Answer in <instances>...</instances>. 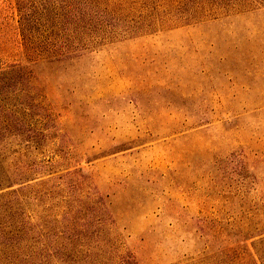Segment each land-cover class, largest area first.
<instances>
[{
  "label": "rangeland",
  "instance_id": "1",
  "mask_svg": "<svg viewBox=\"0 0 264 264\" xmlns=\"http://www.w3.org/2000/svg\"><path fill=\"white\" fill-rule=\"evenodd\" d=\"M45 10L115 38L31 65L29 116L1 104L0 170L41 167L49 213L0 209V264H264V0H0V71Z\"/></svg>",
  "mask_w": 264,
  "mask_h": 264
},
{
  "label": "trees",
  "instance_id": "2",
  "mask_svg": "<svg viewBox=\"0 0 264 264\" xmlns=\"http://www.w3.org/2000/svg\"><path fill=\"white\" fill-rule=\"evenodd\" d=\"M46 12L47 10L40 14L32 13L31 11L23 13L24 17L20 32L22 36L21 46L23 47L22 56L26 63L11 65L7 69L0 71V112L2 111L1 104L13 102L11 103L12 107L8 108L7 111H3L4 114L12 116L20 115V107L26 104V113L21 112L23 114L21 116H29L27 112L35 106L28 95L32 90L31 65L42 63L43 61L47 63L65 61L81 55L97 44H101L98 46H102V44L115 38L111 37L112 28L108 31L107 29L103 30L102 27L93 25L92 22L89 24L84 23L83 16L79 17V15L72 13H70L72 21L69 23L71 27L64 34V28L61 29L56 24L49 26L50 15ZM19 13L22 16L20 9ZM140 18V16L129 18L132 25H128V27L139 30L140 25L134 24L133 20ZM143 21L145 22V20ZM81 23L84 25H81ZM33 37H42L45 40L37 41ZM2 129L5 136L15 137V126L10 119L5 117ZM8 160H10L8 157L3 160V169L0 170V192L7 189L11 190L0 194V209L19 203L18 201L24 196L22 193L31 190L33 199L37 202L41 213L48 215L49 178L42 179L40 175L44 174L42 173L43 169L41 167H34L36 165L28 164L26 166L14 164L11 167V163L8 164ZM32 181H34L32 185L27 184ZM26 194L28 195V193ZM263 211L264 208L260 213L262 219L256 220L253 223L254 226L249 225L250 228L248 229V231L252 230L256 232L257 236L264 235ZM259 246L264 252V238L259 241Z\"/></svg>",
  "mask_w": 264,
  "mask_h": 264
}]
</instances>
